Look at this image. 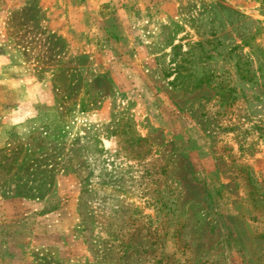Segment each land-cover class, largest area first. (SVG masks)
Masks as SVG:
<instances>
[{
  "label": "rangeland",
  "instance_id": "obj_1",
  "mask_svg": "<svg viewBox=\"0 0 264 264\" xmlns=\"http://www.w3.org/2000/svg\"><path fill=\"white\" fill-rule=\"evenodd\" d=\"M0 264H264V0H0Z\"/></svg>",
  "mask_w": 264,
  "mask_h": 264
},
{
  "label": "trees",
  "instance_id": "obj_2",
  "mask_svg": "<svg viewBox=\"0 0 264 264\" xmlns=\"http://www.w3.org/2000/svg\"><path fill=\"white\" fill-rule=\"evenodd\" d=\"M18 196H23V197H27V198H32V197H33V196H30L28 192H27V194H25V193H20V194H18ZM34 197H41V195H40V194H37V195L34 196Z\"/></svg>",
  "mask_w": 264,
  "mask_h": 264
}]
</instances>
